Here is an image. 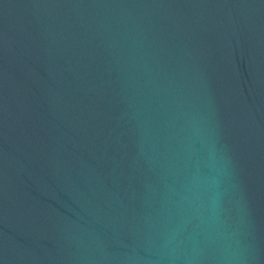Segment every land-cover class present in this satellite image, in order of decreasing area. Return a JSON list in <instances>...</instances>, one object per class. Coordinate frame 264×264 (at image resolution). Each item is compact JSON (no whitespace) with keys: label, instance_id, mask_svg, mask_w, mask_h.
<instances>
[{"label":"water","instance_id":"1","mask_svg":"<svg viewBox=\"0 0 264 264\" xmlns=\"http://www.w3.org/2000/svg\"><path fill=\"white\" fill-rule=\"evenodd\" d=\"M0 264H264V0H0Z\"/></svg>","mask_w":264,"mask_h":264}]
</instances>
